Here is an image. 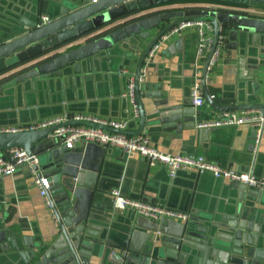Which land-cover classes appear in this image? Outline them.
<instances>
[{
    "label": "water",
    "instance_id": "95a60500",
    "mask_svg": "<svg viewBox=\"0 0 264 264\" xmlns=\"http://www.w3.org/2000/svg\"><path fill=\"white\" fill-rule=\"evenodd\" d=\"M174 1L188 0H63L58 12L42 6L35 19H6L7 26L2 28L10 35H1L0 39V94L9 87H16L19 96L21 87L31 90L38 79L52 83L54 77L71 71L80 72L83 64L91 67L102 55L119 57L115 59L122 57L121 63L128 66L135 52L141 51L140 57L135 58L134 74L135 100L141 117L139 129L121 130L73 119L40 129L0 133V152L10 161L15 162L10 152L13 147H22L29 154H37L38 163L34 167L39 176L44 175L50 181L47 192L51 203L49 210L58 224L57 235L52 240L34 241L31 235H25L27 248H20L24 258L21 264H264V221L261 224L253 221L248 210V204H253L248 200L254 198L264 207V190L232 180V206L224 207L226 210L222 215L200 212L192 214L186 221L170 217L154 220L138 215L117 222V213H111L113 196L106 197L104 192L92 189L90 178L95 172H90L89 168L97 171L102 165L105 172L108 164L118 163L119 182L114 188H120L122 194L135 198L137 194H129L125 188L130 166L128 154L116 155L118 162L112 163L106 158L111 155L110 149L105 150L95 142L68 148L64 144L65 136L54 134L60 126L80 123L131 135L140 134L146 124L145 96L158 99L154 121L159 120L165 127L193 128L195 121L201 119V110L194 107L191 97H184L179 103L174 95H162L161 84L141 80L142 69L154 44L173 26L189 19H206L214 25V41L203 62L206 100L222 110L260 108L264 112L262 100L217 105L206 86L209 60L223 34L226 46L237 52L234 59L241 69L244 66L246 79L256 83L255 99L258 100L259 92L264 91V17L244 13L239 6L264 4V0H205L225 5L230 9L228 11L220 10L218 6L145 11ZM41 13L47 14L51 21L41 23ZM156 27L159 29L154 31ZM247 61L253 63L244 64ZM248 68L252 69L250 74L246 70ZM60 84L61 80H58L57 85ZM123 98L129 100V96ZM6 108L5 105L0 106V109ZM85 109L78 106L70 108L71 111ZM10 112L18 114L15 110H5L0 112V117ZM135 121L131 118L128 126ZM214 128H202L200 133L205 136ZM255 138L253 129L250 148L254 147ZM94 154L99 160L95 165L90 161ZM179 171L174 176L168 171L170 180H175ZM146 233L150 235L149 247L141 248L139 238ZM2 234L0 230V236Z\"/></svg>",
    "mask_w": 264,
    "mask_h": 264
},
{
    "label": "crops",
    "instance_id": "0c3cea01",
    "mask_svg": "<svg viewBox=\"0 0 264 264\" xmlns=\"http://www.w3.org/2000/svg\"><path fill=\"white\" fill-rule=\"evenodd\" d=\"M62 1L0 0V39L1 35L5 37L10 35L2 28L7 26L6 19L14 17L35 19L42 6L44 8L47 6L48 9L51 7L52 12H58ZM209 4H211L210 7ZM215 5L220 10H230L226 9L225 5L221 6L220 3L188 0L154 6L145 11L156 8L158 11L178 10L194 6L208 9ZM239 7L244 10V13L248 12L251 15L264 17V4ZM158 29L159 27H156L154 31ZM226 43L225 40L218 65L209 69L207 75V90L214 102L217 105H237L264 101V91L259 92L258 100L255 99L256 83L246 79L243 72L244 66L241 69L238 61L234 59L238 56L237 52L229 49ZM197 47L198 36L193 28L170 36L153 56L149 57L148 55V61L142 69L144 74L141 80L149 81L150 84H161L163 86L162 95H174L177 102L181 103L184 97H191L192 87L197 81L203 88V65L197 64ZM140 55L141 51L135 52L134 59H131V64L128 66L121 63L122 57L115 59L119 57L98 56L97 64L91 65V67H86L87 65L83 64V69L80 72L71 71L54 77L52 83L38 79L35 85L32 84L33 89L31 90L21 87L19 96L16 87H9L0 94V106L5 105L8 108L0 109V112L15 110L18 114L14 112L3 114L0 121L4 123H0V125L28 124L63 113H89L105 118L129 119L132 115L131 98L124 100L123 97H127L124 89L128 86L130 75L135 74L137 66L135 58H139ZM251 63L253 61H247L244 64ZM248 69L246 70L250 74L252 69ZM58 80H61L60 86L57 85ZM38 81L40 82L37 83ZM28 87L30 88L31 84ZM157 100L147 96L143 97L146 114L144 132L150 134L152 143L156 147L171 153L204 154L210 160L221 165L243 171L252 170L258 177L264 178V136L260 143H255L254 147L250 148L252 126L248 124L219 126L210 130L211 132L205 136L200 133L202 128L196 126L198 121H195L193 128L178 129L174 125L165 127L159 120L154 121L156 118L155 108L158 112ZM77 106L86 109L84 111L70 110ZM196 109L201 110V119L214 117L223 111L213 107L208 100L203 106ZM239 109L232 110L238 111ZM255 109L261 110L260 108ZM135 119V123L127 127L129 130L139 129L140 114ZM81 144L79 143L77 146ZM104 148L105 150L110 149L111 155H107L106 158L112 163L118 162L116 155H124V152L119 148ZM128 156L130 157V166L125 188L127 193L137 194L135 198L160 202L173 209L188 213L189 216L200 212L222 215L225 208L232 206L230 202V199L233 198L230 193L232 180L230 179L216 180L211 173H201L193 168H183L179 169L175 180H170L165 165L161 163L151 165L144 157L136 153ZM97 157V154L91 157L90 161L93 165L99 163ZM89 169L90 172H95V175L90 178L93 182L92 189L104 192L106 197H111V190L119 182L117 178L120 169L118 163L116 165L108 164L105 172L102 165L97 171ZM248 202H253V204H248L249 217L261 224L264 221L262 203L256 198L248 200ZM112 212L117 213V222H124L129 219V216L133 219L139 215L132 210L117 209L115 206L111 210ZM0 230L3 232L0 236V264H21L23 262L24 258L20 254V248H27L25 235H31L34 241L52 240L57 235V218L49 210L33 173L26 165H20L12 174L0 176ZM147 234L139 238L138 245L141 248L149 247L150 235Z\"/></svg>",
    "mask_w": 264,
    "mask_h": 264
},
{
    "label": "built area",
    "instance_id": "2783aa9c",
    "mask_svg": "<svg viewBox=\"0 0 264 264\" xmlns=\"http://www.w3.org/2000/svg\"><path fill=\"white\" fill-rule=\"evenodd\" d=\"M208 6L210 7L211 4ZM215 7L216 5L211 8ZM49 21H51V18L48 15H42L41 23ZM188 28H193L198 33L197 64L202 66L214 41V25L210 20L206 19H189L173 26L157 43L154 44L149 52V57L153 56L157 52L161 44L167 38L179 34ZM224 41V35L222 34L220 36L219 43L209 60V69L218 65ZM124 72H127V70H124ZM134 84V75H130L127 87L128 89L125 92V94L131 98L132 115L129 119L121 120L105 118L89 113H63L42 118L28 124L0 125V133L40 129L61 124L73 119L92 121L121 130L126 129L128 127L129 120L131 118H135L139 114V107L135 100ZM191 99L196 108L203 106L206 102L202 85L198 81L192 87ZM241 124H248L252 126L256 131L255 143H260L262 137L264 136V112L259 109L249 108L239 109L238 111L232 109L223 110L214 117L199 120L196 123V126L199 128H210ZM54 134L64 135V144L68 148H73L79 143L95 142L104 147L119 148L128 155L134 153L139 154L151 165L157 163L165 165L172 176H174L179 169L193 168L201 173L208 172L216 177L239 180L246 185L264 189V178L258 177L252 170L243 171L230 166H224L210 160L204 154L191 155L188 153L165 152L152 143L151 136L147 132L131 135L122 131H113L100 126L80 123L65 124L60 126L54 131ZM10 152L14 156L15 162L10 161L0 152V176L12 174L20 165H26L33 173L35 182L41 195L45 198L46 204L50 206L51 203L47 196L48 189L50 188V181L48 177L44 175L39 176L37 173L38 170L34 167V164L38 163L37 154H29L22 147H13L10 149ZM111 195L114 198V206L117 209L132 210L139 215H144L154 220H159L163 217H170L186 221L190 217L188 213L173 209L163 203L124 195L122 194L120 188H113L111 190Z\"/></svg>",
    "mask_w": 264,
    "mask_h": 264
},
{
    "label": "trees",
    "instance_id": "16d2710c",
    "mask_svg": "<svg viewBox=\"0 0 264 264\" xmlns=\"http://www.w3.org/2000/svg\"><path fill=\"white\" fill-rule=\"evenodd\" d=\"M195 1H202V0H195ZM211 2V1H210ZM172 3V2H171ZM170 3V4H171ZM214 3H216V2H214ZM165 4H169V3H165ZM161 5H164V4H161ZM217 5V4H216ZM195 7V6H194Z\"/></svg>",
    "mask_w": 264,
    "mask_h": 264
}]
</instances>
